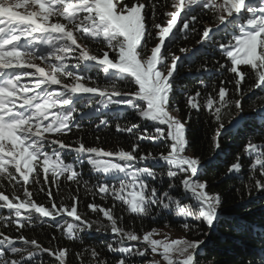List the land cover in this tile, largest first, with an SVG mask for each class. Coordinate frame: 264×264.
<instances>
[{"label":"snow or ice","instance_id":"6c2138e0","mask_svg":"<svg viewBox=\"0 0 264 264\" xmlns=\"http://www.w3.org/2000/svg\"><path fill=\"white\" fill-rule=\"evenodd\" d=\"M203 16L207 22L194 27ZM188 31L199 48L180 47L181 54L211 48L224 61L197 69L223 78L200 80L194 92L178 81L187 56L171 48L176 33ZM255 89L264 90V0H0V189L4 181L11 188L0 191L7 212L0 264H202L201 226L219 221L224 199L188 138L192 117L206 112L215 125V153L222 109L238 115ZM84 120L93 132L109 129L116 144L106 149L99 135L91 144L83 134L65 139L85 133ZM117 134H127L123 144ZM242 156L250 163L236 191L249 202L264 199V143L249 139L223 175L242 173ZM85 163L94 180L84 178ZM158 217L168 231L135 227ZM37 222L54 230L49 246L24 234ZM93 232L112 238L97 245L88 239ZM246 264H264V249Z\"/></svg>","mask_w":264,"mask_h":264},{"label":"trees","instance_id":"16d2710c","mask_svg":"<svg viewBox=\"0 0 264 264\" xmlns=\"http://www.w3.org/2000/svg\"><path fill=\"white\" fill-rule=\"evenodd\" d=\"M163 3L164 0H159ZM167 9L159 10L158 14ZM199 6L194 9V14H200ZM208 17L203 16L199 23L194 27L199 28L201 24L207 22ZM224 38L223 32L217 36V40ZM198 36L191 31L187 32V35L177 32L173 38L171 45L172 51L181 55L182 57L187 56V59L183 60V66L179 69L180 76L178 77L179 84L189 91L194 92L197 88H200V80L211 85L213 81L217 84L219 80L223 78L219 73L214 71L209 72H198L197 69L202 65L206 64L209 69L215 68V62L220 60L224 62L221 54L218 50L211 48L205 49L200 48L199 51L187 54H181L179 52L180 47H188L192 49L199 48L196 44ZM92 47H96L93 45ZM89 75L95 76V72L89 73ZM251 83V81H249ZM247 90V85L245 86ZM87 101H82L77 104V117L80 115V110L87 111L83 108V104ZM243 111L238 115L235 109L224 110L222 109V118L225 124V130L221 136V148L216 150L214 153L211 146V136L215 125L209 127L207 113L194 114L191 121V127L188 133V138L192 142L193 149L197 155L202 158V173L211 182V189L213 191L220 192L223 195L224 203L220 209L219 221L215 223L212 228L206 225L201 226V231L206 233V236L202 237L206 240L205 246L200 253L202 264H241L244 261L245 264L248 260L259 259L261 250L264 249V199L255 198L252 202H249L247 196L243 199L240 197V193L236 191L237 188L242 189V184L246 182L248 174V165L250 159L246 156H242V163L245 165L242 173L237 176L227 177L223 173L226 171V164L231 162L234 155L237 152H242L244 144L249 140H253L256 143H264V111H260L264 107V90L255 89L252 92H248L242 102ZM115 115V113H110ZM126 113L120 116L122 123L125 120ZM239 117L242 120L232 125ZM232 120V123L229 121ZM85 133H77L76 135L69 134L65 139L74 140L79 135L85 136L86 143L91 144L94 136L99 135L103 145L106 149L113 147L116 144V136L110 133L109 129H101L99 132H93L91 130V122L84 120ZM111 132H114V125L111 128ZM120 137V143L125 142L127 134H117ZM71 153L66 155V162H71ZM84 178L88 180H94L96 174L92 172L91 168L87 163L82 166ZM5 188L0 191H5V194H11V188L7 186V182H3ZM70 182L62 184L61 195H67L69 190ZM74 188V186H72ZM30 191L36 192V186H31ZM83 194V188L81 189ZM178 195L177 193H173ZM181 199H186L180 194ZM34 199L38 203H43V194L34 196ZM98 199V198H97ZM0 214L6 215V210L0 209ZM47 219V218H45ZM71 220L72 218H67ZM172 219V218H170ZM163 217H158L157 222L145 221L143 225L139 221L136 222L135 227L139 229L141 226L150 230L152 227L158 229L163 228ZM172 230L181 232L177 227ZM9 232L12 229L7 230ZM54 230L48 227L45 223L40 226L37 222V226L26 228L24 234L28 237H35L38 242L44 246H49V239L53 234ZM59 237V233H55ZM109 234H97L91 233L88 239L95 244L99 245L101 242H106L111 239ZM57 242H53L52 246L55 247ZM69 246L78 248L79 245H73L68 242ZM48 258L45 254V261ZM71 264V262H70Z\"/></svg>","mask_w":264,"mask_h":264},{"label":"rangeland","instance_id":"374dc122","mask_svg":"<svg viewBox=\"0 0 264 264\" xmlns=\"http://www.w3.org/2000/svg\"><path fill=\"white\" fill-rule=\"evenodd\" d=\"M162 229L163 231H168L167 229H164V228H160ZM179 235H181V232H178V231H175V230H172V236L175 238V237H178ZM157 238H160V237H157ZM131 243H137V242H131Z\"/></svg>","mask_w":264,"mask_h":264}]
</instances>
